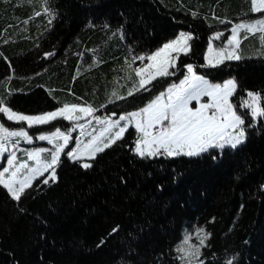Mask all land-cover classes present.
<instances>
[{
    "label": "trees",
    "instance_id": "trees-1",
    "mask_svg": "<svg viewBox=\"0 0 264 264\" xmlns=\"http://www.w3.org/2000/svg\"><path fill=\"white\" fill-rule=\"evenodd\" d=\"M51 3L56 16L49 24L43 14L30 19L34 9L43 12L39 4L0 0V97L18 113L35 116L64 104L90 105L105 115L132 112L179 83L186 64L212 83L234 78L231 101L240 114L247 112L240 105L249 91L261 94L264 107L259 34L242 41L241 60L200 67L215 33H223L214 40L222 46L235 24L264 16L250 12V0ZM181 32L192 34V51L179 57L175 75L127 97L138 78L125 62ZM114 90L127 98L116 100ZM0 119L20 127L3 114ZM69 125L59 120L29 129L40 134ZM245 127L247 141L235 150L149 159L132 151L137 133L130 127L124 139L84 161L92 163L89 169L63 154L57 182L35 181L19 204L0 186V264H182L176 247L185 232L201 227L211 233L210 247L202 249L205 264H219L225 255L234 256V264H264V118L253 122L245 115Z\"/></svg>",
    "mask_w": 264,
    "mask_h": 264
},
{
    "label": "snow or ice",
    "instance_id": "snow-or-ice-1",
    "mask_svg": "<svg viewBox=\"0 0 264 264\" xmlns=\"http://www.w3.org/2000/svg\"><path fill=\"white\" fill-rule=\"evenodd\" d=\"M27 2L39 4L43 8V12L34 9L30 19L43 14L49 17L48 23H52L56 12L51 0H27ZM250 12L264 13V0H250ZM192 15L195 16L196 13L193 12ZM28 22L29 20L23 21L25 24ZM241 32L244 33L243 36ZM230 33L231 35L222 46L214 47L213 41L220 40L223 36L222 32L215 33L209 40L204 54L205 63L200 67L217 68L226 61L241 60L243 57L238 50L242 40L248 39L249 36L254 37L259 34V39L264 45V18L237 23L230 29ZM192 40V34L181 32L175 39L164 43L162 47L150 54L132 55L131 60L126 61L125 65L126 69H131L135 78L138 79H134L127 97L134 96L141 91L150 92L149 86L159 78L175 75L177 69L175 61L181 54L188 55L192 51L190 44ZM52 55L54 53H46L45 57ZM137 60L142 66L133 68L132 65ZM145 60L148 62L144 63ZM184 67L186 74L179 83H172L144 107L120 114L116 119L111 118L116 113L101 118L94 116L97 109L92 106L76 104H64L57 110L40 115H25L6 106V99L0 97V114H4L8 121L18 124L27 123L28 128L48 125L59 120L68 121L71 124L66 130L55 127L54 131L38 134L35 140L46 141L52 145V148L25 149L27 159L20 160L16 150L19 149L21 142L33 144V136L24 127L10 129L0 123V157L7 154V167L0 170V186L7 190L13 201L19 204L22 198L29 194V190L34 188L35 181L39 180L42 185L57 182L56 169L60 165L61 154L66 155L72 162L80 164L84 169H89L92 163L84 161L95 160L97 154L103 153L124 139V133L129 131L130 127L134 128L137 133L132 151L141 159L158 156L198 157L213 149L221 152L226 148L235 150L246 143L245 115H249L253 122L258 117L264 118L261 94L247 92L248 99L243 100L240 105L247 112L240 114L236 106L230 102V97L237 89V82L234 78L222 84L211 83L204 76L197 74L194 65L186 64ZM129 78L132 79L131 75ZM111 95L116 100L127 98L118 95L115 90ZM205 97L208 98L207 101L202 102ZM193 102L198 106L192 107ZM86 117L92 118L87 119V125L91 127V131H86L85 124L79 122ZM93 119L97 125H100V128L93 126ZM252 126L254 125H248V127ZM77 129H79V136L76 138V146L65 152L73 139L72 133ZM81 137H86V139H81ZM9 148L12 151H9ZM29 161L33 163L30 165ZM45 173L48 175L45 176ZM35 186L38 187V185ZM118 231L119 225L114 227L109 235ZM210 237L211 233L206 232L204 228H197L195 238L198 243H190L192 236L186 235L175 249L178 254L176 258L182 264H205V260L202 259V249L210 247L207 243ZM103 243L102 239L97 247ZM235 259L234 256L225 255L219 260V264H234Z\"/></svg>",
    "mask_w": 264,
    "mask_h": 264
},
{
    "label": "rangeland",
    "instance_id": "rangeland-1",
    "mask_svg": "<svg viewBox=\"0 0 264 264\" xmlns=\"http://www.w3.org/2000/svg\"><path fill=\"white\" fill-rule=\"evenodd\" d=\"M262 18H264V16L262 17ZM261 19V18H260ZM240 23V22H239ZM185 33H188V32H185ZM243 32H241V34H242ZM191 34V33H190ZM213 46L214 47H218L217 45H215V42L213 41ZM175 55V54H174ZM182 55V54H181ZM180 55V56H181ZM179 56V57H180ZM179 57H178V59H176V64L178 63V60H179ZM148 61L147 60H145L144 61V63H147ZM139 66H142L141 65V62L139 61V60H137V66L136 67H139ZM212 83V82H211ZM220 84H222V83H220ZM207 97H205V98H203V100H202V102H206L207 101ZM230 102L232 103V101H231V97H230ZM192 107H197L198 105H196V103L195 102H193L192 103V105H191ZM61 108V107H60ZM59 109V108H58ZM4 115V114H3ZM94 116H99V117H101V118H106V117H109V116H111V115H105V114H103V113H99V112H97V111H95L94 112ZM119 116V115H118ZM118 116H112L111 118L112 119H116ZM4 117L6 118V116L4 115ZM7 119V118H6ZM87 119H92L91 117H86L85 119H82V120H80L79 122L80 123H83V124H85V130L86 131H91L92 129H91V127H89L88 125H87ZM259 120V117L257 118V120L256 121H258ZM9 122H11V121H9ZM68 122V121H67ZM0 123H3L2 121H1V119H0ZM12 123H14V122H12ZM4 124V123H3ZM16 124H18V123H16ZM69 124H70V122H69ZM5 125V124H4ZM6 126V125H5ZM19 126L20 127H24L28 132H29V134L31 135V136H33V138H34V143L33 144H31V145H29V144H26V143H24V142H21V144H20V146H19V149H17L16 150V154H17V157L20 159V160H25V159H27V157H26V155H25V152H24V150L25 149H32V148H39V147H43V148H52V145H50V144H48L46 141H38V140H35V137L38 135V134H34V133H32L31 132V130L27 127V123H24V124H19ZM39 126H41V125H39ZM71 126V124L68 126V127H70ZM93 126H95L96 128H100V125H97L96 123H95V120L93 119ZM6 127H8V126H6ZM20 127H17V128H15V129H18V128H20ZM67 127V128H68ZM10 128V127H9ZM11 129V128H10ZM55 130V129H54ZM53 130V131H54ZM61 130H63V129H61ZM51 132V131H50ZM48 133V132H47ZM79 136V129H77L76 131H74L73 133H72V137H73V139H72V141L69 143V145H68V147L65 149V151L67 150V151H70L72 148H74L75 146H76V138ZM81 139H86V137H81ZM9 151H12V149L11 148H9ZM62 155L63 154H61V157H62ZM33 162L32 161H29V164L31 165ZM3 167H7V154H5V157H4V159H3V161L1 162V165H0V170H2V168ZM186 235H191L192 236V239H191V241H190V243H192V244H195V243H198V241L196 240V238H195V232H185L184 233V235H183V238H182V240H181V242L183 241V239H184V237L186 236ZM181 242H180V244H181Z\"/></svg>",
    "mask_w": 264,
    "mask_h": 264
},
{
    "label": "crops",
    "instance_id": "crops-1",
    "mask_svg": "<svg viewBox=\"0 0 264 264\" xmlns=\"http://www.w3.org/2000/svg\"><path fill=\"white\" fill-rule=\"evenodd\" d=\"M243 35H244V33L241 34V36H243ZM242 41H243V40H242ZM241 43H242V42H241Z\"/></svg>",
    "mask_w": 264,
    "mask_h": 264
}]
</instances>
